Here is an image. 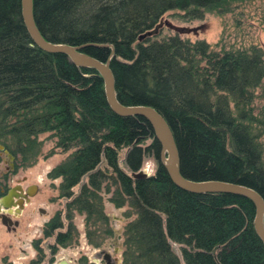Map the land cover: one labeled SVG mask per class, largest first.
I'll return each instance as SVG.
<instances>
[{
	"label": "trees",
	"instance_id": "1",
	"mask_svg": "<svg viewBox=\"0 0 264 264\" xmlns=\"http://www.w3.org/2000/svg\"><path fill=\"white\" fill-rule=\"evenodd\" d=\"M228 1L233 0H32V13L46 41L88 44L83 53L109 59L120 104L149 106L161 115L182 177L243 185L264 203L262 149L248 108L264 76L260 50L218 54L205 42L177 33L155 38L164 12L177 9L200 17V9L221 10ZM154 27L156 32L138 40ZM45 132L56 147L71 150L48 172L61 180L59 195L70 198L68 225L55 233L54 246L71 243L72 210L83 212L85 221L105 219L98 191L107 182L114 186L109 201L134 214L123 227L122 264H264L252 202L175 186L159 160L150 125L112 112L98 73L38 48L21 20L20 0H0V145L19 166L31 164L39 151L37 136ZM145 155L155 161L154 173L131 177ZM83 177L86 182L72 195ZM60 227L55 214L43 235L52 236ZM172 244L179 246V256ZM34 247L36 257L27 264L44 260L37 242Z\"/></svg>",
	"mask_w": 264,
	"mask_h": 264
},
{
	"label": "rangeland",
	"instance_id": "2",
	"mask_svg": "<svg viewBox=\"0 0 264 264\" xmlns=\"http://www.w3.org/2000/svg\"><path fill=\"white\" fill-rule=\"evenodd\" d=\"M198 13L200 17H192L185 11L168 10L162 14L161 22L167 20L174 26L186 29L185 33L178 34L179 37L190 42L203 41L218 54L257 48L264 65V0H233L226 2L221 10L200 9ZM174 34L173 30L161 24L155 38ZM252 94L248 108L253 120L249 125L262 149L264 168V76ZM37 141L40 145L35 160L19 166L16 159L11 174L5 175L8 179L3 180L10 185L34 186L35 192L29 195V202L18 214H6L0 209V264H27L36 257V242L44 257L40 264H122L123 227L134 218V214L128 206L116 207L109 201L114 186H109L107 182L98 191L105 219L85 221L83 212L72 210V241L63 247L54 246L55 233L67 228V203L70 198L59 195L61 180L59 177H48V172L63 161L71 150L63 151L56 147L55 138L50 132L39 134ZM123 154L124 150L119 156ZM0 156L3 157L1 153ZM4 161L0 159V173L5 169ZM120 166L126 171L123 163ZM154 170L155 161L150 155H145L139 171L152 175ZM83 182H86V177L71 188L72 195L78 192ZM55 214L61 227L54 230L52 236L46 237L42 232L44 224ZM51 246L55 248L53 253ZM172 248L179 256V246L172 244Z\"/></svg>",
	"mask_w": 264,
	"mask_h": 264
},
{
	"label": "water",
	"instance_id": "3",
	"mask_svg": "<svg viewBox=\"0 0 264 264\" xmlns=\"http://www.w3.org/2000/svg\"><path fill=\"white\" fill-rule=\"evenodd\" d=\"M20 17L26 32L34 45L45 52L62 53L68 57L70 62L77 67H89L95 70L103 82V92L107 105L112 112L119 116H137L143 118L151 127L154 139L160 145L159 160L163 164L170 181L177 187L193 193H229L248 198L254 207L252 226L264 246V227L262 223L264 203L261 196L253 189L229 182L208 180L192 181L182 177L178 170V153L170 132V129L161 115L152 107L144 105L125 106L120 104L115 97L113 75L109 68V59L103 61L91 57L82 52V48L88 44L69 45L65 43H51L43 39L34 24L32 13V0H20ZM163 26L181 34L187 30L169 23L167 20L161 22ZM161 27V25H159ZM159 27V28H160ZM158 27L147 30L138 36V40L150 36L156 32ZM0 153L11 160V155L0 145ZM165 159L168 164H165ZM164 161V162H163ZM133 178L147 177L142 171L130 174Z\"/></svg>",
	"mask_w": 264,
	"mask_h": 264
},
{
	"label": "flooded vegetation",
	"instance_id": "4",
	"mask_svg": "<svg viewBox=\"0 0 264 264\" xmlns=\"http://www.w3.org/2000/svg\"><path fill=\"white\" fill-rule=\"evenodd\" d=\"M2 156L3 157L0 156V159L1 161L5 160V169L0 173V179H2V183H0V209H3L2 211L6 214L15 215L18 214L23 206L29 202V195H32L35 192V187H22L20 184L10 185L7 184V182H3L4 179H8V176L6 177L5 175L11 174L10 172L13 168V161H15L16 158L11 155V160H7L5 155L2 154Z\"/></svg>",
	"mask_w": 264,
	"mask_h": 264
},
{
	"label": "bare ground",
	"instance_id": "5",
	"mask_svg": "<svg viewBox=\"0 0 264 264\" xmlns=\"http://www.w3.org/2000/svg\"><path fill=\"white\" fill-rule=\"evenodd\" d=\"M165 164H166V165L168 164V160H167V159H165Z\"/></svg>",
	"mask_w": 264,
	"mask_h": 264
}]
</instances>
